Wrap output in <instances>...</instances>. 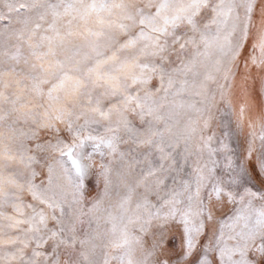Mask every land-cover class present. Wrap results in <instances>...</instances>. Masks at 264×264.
Listing matches in <instances>:
<instances>
[{
  "label": "snow or ice",
  "instance_id": "snow-or-ice-1",
  "mask_svg": "<svg viewBox=\"0 0 264 264\" xmlns=\"http://www.w3.org/2000/svg\"><path fill=\"white\" fill-rule=\"evenodd\" d=\"M0 264H264V0H0Z\"/></svg>",
  "mask_w": 264,
  "mask_h": 264
}]
</instances>
